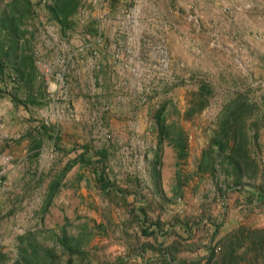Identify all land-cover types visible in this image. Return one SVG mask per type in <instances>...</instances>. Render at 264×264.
Masks as SVG:
<instances>
[{
    "label": "rangeland",
    "instance_id": "obj_1",
    "mask_svg": "<svg viewBox=\"0 0 264 264\" xmlns=\"http://www.w3.org/2000/svg\"><path fill=\"white\" fill-rule=\"evenodd\" d=\"M30 1L27 9L23 0H0V22L11 13L16 57L8 29L0 25L4 48L11 59L23 54L33 58L27 85L1 54L0 154L5 162L12 154H27L29 181L10 180L0 162V264H16L19 236L28 231L43 248H52L51 264H160L167 257L204 256L209 244L240 225L264 227V0H249V7L243 5L246 0H193L190 8H201L208 20L218 16V7L251 10L257 28L255 53L240 58L238 65L235 44L225 42L232 39L233 26L221 27L218 21L213 28L224 41L208 48L213 50L194 44L174 47L179 55L190 56L191 65L181 60L172 63L171 70L161 65L159 74L166 81L138 91L149 135L136 136L142 143L130 138L112 142L111 92L104 79L77 77V68L87 72L97 66L89 58L100 53L96 44L102 40L105 14L91 16L93 0H78L62 23L47 6L51 0ZM14 7L22 8V14ZM25 60L30 68V59ZM180 74L188 80L177 86ZM202 82L209 87L204 106L185 115L187 107L201 99L197 90ZM233 99L243 100L232 129L244 141L250 161L246 165L234 154L241 159L238 167L224 156L231 152L229 147L218 151L212 140L223 137V110ZM159 110L171 132L160 144L155 116ZM179 127L186 141L183 156L169 141ZM228 140L234 143L232 135ZM141 154H159L158 167H151L152 159ZM74 158L43 209L49 183ZM249 191L261 201L252 205L245 197ZM61 196L68 197L65 208L71 216L54 224L56 216L48 206L55 204L59 216L65 206ZM62 234L77 249L69 250L59 239ZM44 257L49 258L41 250L39 264Z\"/></svg>",
    "mask_w": 264,
    "mask_h": 264
},
{
    "label": "crops",
    "instance_id": "obj_2",
    "mask_svg": "<svg viewBox=\"0 0 264 264\" xmlns=\"http://www.w3.org/2000/svg\"><path fill=\"white\" fill-rule=\"evenodd\" d=\"M192 2L193 0H93L91 3L88 9L91 16L101 14L106 16L105 23L99 25L103 35L102 40L96 44V48L100 50V53L98 52L94 58H89V62L95 63L92 66L96 64L97 66L87 72L84 67L77 68V77L84 79L87 76L100 81L104 79L113 99L109 105L110 110L113 111V116H111L112 142H128L129 138L133 142H143L142 138L147 132L145 130L147 126L143 122L142 113L145 109L139 105L138 91H141L143 86L159 87L166 81L159 74L161 65L170 70L173 68L172 63L178 60L191 65L190 56L185 52L179 55L174 47H190L194 44L198 47H206L208 51L213 50L208 48L213 47L216 41L218 43L219 40L224 41L213 28L218 21L221 27L233 26L232 39H227L225 42L235 44V46L232 45V50H237L238 65L240 58L245 55L250 58L255 53L254 31L257 28L249 16L251 10L234 7L231 10H225L223 7H218L216 9L218 16L210 17L209 21L201 8H190ZM216 2H224V0H216ZM243 5L249 7L251 2L246 0ZM193 15L194 18H192ZM209 30L212 32L207 34ZM214 57L216 59L215 55ZM244 70L243 66L236 73L239 74ZM178 78L177 86L186 84L185 81L188 80L182 74ZM116 98L122 100L121 103L116 102ZM1 133L6 135V132L1 131ZM153 133L157 135V131L153 130ZM25 155L27 156V154H12L13 159L5 162L6 156L0 154V162L4 161L1 166L10 180H18L20 183L28 178L25 171L28 161L24 159ZM145 155L147 159H152L151 167H158L155 162L159 154L155 157H153L154 154H141L140 156ZM66 188L69 190L67 185ZM249 193L250 195L245 197L251 201L252 205L261 201V197L258 196V199L253 192L249 191ZM238 195H241L240 191ZM58 199L63 201L62 206L65 205L64 212L62 211L59 216L58 212H55L57 210L55 204L48 206L51 213L56 216L53 220L54 224H61L63 217L71 216L70 208H65L68 197L61 196ZM45 217L46 215L43 220L46 221ZM262 220L264 224V215Z\"/></svg>",
    "mask_w": 264,
    "mask_h": 264
},
{
    "label": "trees",
    "instance_id": "obj_3",
    "mask_svg": "<svg viewBox=\"0 0 264 264\" xmlns=\"http://www.w3.org/2000/svg\"><path fill=\"white\" fill-rule=\"evenodd\" d=\"M27 3V9H30L31 1L23 0ZM78 0H51L47 6L50 9V12L53 16L58 17L62 23L68 21V16L73 12V9L77 6ZM17 11L22 14V8L14 7ZM11 13L3 15L0 25L5 26L8 29L6 32V37L13 43L10 44L13 51L16 48L17 38L11 36ZM0 26V27H1ZM8 35V36H7ZM12 37V39H11ZM4 39H0V62L2 60V55H6V60L11 62L13 68L17 71L16 74L18 77L26 78L25 83L30 85V80L33 75V65H32V55L23 54L19 59L12 58L11 54L9 55L8 50L4 48ZM16 50L13 52L12 56L16 57ZM30 59V68H26V58ZM1 68V66H0ZM198 93L201 96V99L197 101L196 106L189 105L185 111V115H190L194 111L201 109L205 103V92L209 91V87L206 82H202L201 86L198 88ZM32 99V96H29ZM21 100V99H20ZM24 102V100H21ZM195 100H192V103ZM243 100L233 99L231 102L226 104L224 107V113L221 118L220 130L223 137H213V143L217 145L218 151H225L227 147L231 150L228 154H224L228 160L231 162H236L237 167L240 166L241 159L235 158L234 154L238 157H241L246 165L250 164V161L247 160V153L244 148V141L239 138L237 133L233 128L234 122L239 117V111ZM158 125V134H159V144L162 142V138L165 134H170V130L164 124V117L161 116L160 110L155 113ZM232 135L234 143L229 144L228 137ZM170 143L177 149V155L183 156L185 152V135L182 127H179L173 137L170 138ZM81 158L84 159L83 155L80 154ZM76 160L74 158L72 161L67 162L60 172L56 173L53 180L49 183L47 198L45 199L43 209L50 203L52 197L57 191L62 177L65 175L66 171L71 167L72 163ZM230 162V163H231ZM232 162V163H233ZM99 178L103 179V174L99 172ZM20 241L18 243V259L16 264H19L20 259L23 260L22 264H39V258L41 255V250L49 256V258L44 257L43 264H51L52 262V248H43L41 244L33 239V233L31 231L25 232L19 236ZM59 239L68 247L70 250L74 247L70 246L66 242L65 234H62ZM77 249V248H74ZM67 261H70L68 258ZM160 264H264V227H250L240 225L217 240L213 244H209L207 248V253L204 256H194V257H167Z\"/></svg>",
    "mask_w": 264,
    "mask_h": 264
},
{
    "label": "built area",
    "instance_id": "obj_4",
    "mask_svg": "<svg viewBox=\"0 0 264 264\" xmlns=\"http://www.w3.org/2000/svg\"><path fill=\"white\" fill-rule=\"evenodd\" d=\"M58 74H60V73H58ZM0 182H2V179H1V177H0Z\"/></svg>",
    "mask_w": 264,
    "mask_h": 264
}]
</instances>
